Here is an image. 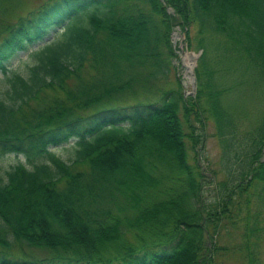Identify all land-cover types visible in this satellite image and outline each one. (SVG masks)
Returning <instances> with one entry per match:
<instances>
[{
	"label": "trees",
	"instance_id": "trees-1",
	"mask_svg": "<svg viewBox=\"0 0 264 264\" xmlns=\"http://www.w3.org/2000/svg\"><path fill=\"white\" fill-rule=\"evenodd\" d=\"M175 27L201 51L186 99L170 80ZM19 54L24 73L10 67ZM0 74V157L25 160L0 174V264H214L207 228L227 223L260 264L264 0H43L0 24ZM180 113L215 130L212 208Z\"/></svg>",
	"mask_w": 264,
	"mask_h": 264
},
{
	"label": "rangeland",
	"instance_id": "rangeland-1",
	"mask_svg": "<svg viewBox=\"0 0 264 264\" xmlns=\"http://www.w3.org/2000/svg\"><path fill=\"white\" fill-rule=\"evenodd\" d=\"M18 4L14 7L12 2L9 3L13 9H5L3 4L1 8L4 13H0V24L13 23L17 17L25 16L26 11L37 7L43 0H17ZM1 11V9H0ZM2 11V12H3ZM171 41L173 47H175L176 59L172 61V73L170 80H178V83L181 86V93L186 99L190 96V87L189 82L191 81L190 72H195V69L198 67V61L201 55V51L195 47V34L190 32L189 43L186 40L185 34L180 30V28L175 27L171 33ZM185 53V54H184ZM188 54L194 57V64L190 62ZM28 55L19 54L10 64V67L16 69L20 73H24L25 66L28 63ZM190 77V78H189ZM1 78V74H0ZM174 85L169 84L167 89H174ZM156 99V98H155ZM151 99V101H155ZM150 100V98H149ZM182 128L185 134L190 135L193 132L194 135H199L200 143L196 144V148H192V142L187 138L185 139L186 149L188 153V159L191 165L194 164V160L197 161L199 168L201 169L202 176V191L200 193V202L201 205L207 209L208 207H214L218 196L217 194V181L220 182L224 179V176L220 173L219 167V145L218 139L215 136V130L212 125L204 124L200 126L195 123L191 118L189 122L185 121L182 113L179 114ZM192 127V128H191ZM52 151L59 156L64 161H69L72 158L73 150L69 146H60L53 148ZM22 156L15 157L14 155H4L0 157V174L5 170L9 169L11 166L16 165L19 162H24ZM226 229H221L217 232L216 235H213L212 227L207 228L208 236L204 241V246L212 250V245L215 247H220L223 249L222 252L214 253L213 262L214 264H246L245 252L239 251L242 238H240V232L238 228H233L230 224L227 223ZM213 236V238H212ZM22 252H24L26 257H34L36 259H44L47 256V251H36L33 249H28L25 246L20 247ZM19 250L18 246H14L12 249L13 253ZM46 252V253H45ZM49 254V253H48ZM50 255V254H49ZM260 264H264V243L260 246Z\"/></svg>",
	"mask_w": 264,
	"mask_h": 264
},
{
	"label": "water",
	"instance_id": "water-1",
	"mask_svg": "<svg viewBox=\"0 0 264 264\" xmlns=\"http://www.w3.org/2000/svg\"><path fill=\"white\" fill-rule=\"evenodd\" d=\"M190 77H191V81L189 82V87H190V93H189V95H194V92L196 90L195 74L193 72H190Z\"/></svg>",
	"mask_w": 264,
	"mask_h": 264
},
{
	"label": "bare ground",
	"instance_id": "bare-ground-1",
	"mask_svg": "<svg viewBox=\"0 0 264 264\" xmlns=\"http://www.w3.org/2000/svg\"><path fill=\"white\" fill-rule=\"evenodd\" d=\"M185 54V53H184Z\"/></svg>",
	"mask_w": 264,
	"mask_h": 264
}]
</instances>
